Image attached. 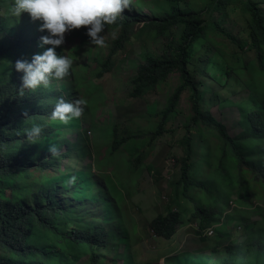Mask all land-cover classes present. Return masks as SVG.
Returning <instances> with one entry per match:
<instances>
[{
	"label": "trees",
	"instance_id": "trees-1",
	"mask_svg": "<svg viewBox=\"0 0 264 264\" xmlns=\"http://www.w3.org/2000/svg\"><path fill=\"white\" fill-rule=\"evenodd\" d=\"M10 2L0 0V264H118L102 252L105 247V252L110 251V244L117 243L115 236L119 232L105 227L110 220L117 222V219L107 215L103 225L96 224L97 217L87 211V204H81L89 198L88 191L97 187L102 197L106 198L104 190L107 188L110 196L118 201L112 193L114 187H119L117 180L105 174L109 170L103 161L99 175L92 167L84 165L89 156L86 149L89 140L85 135L74 143L68 140L69 134L82 129L78 118L66 124L50 119L54 105L51 101L42 102V97L49 99L53 77L44 90L21 88L23 73L17 72L13 65L17 60L31 62L28 57L17 56L25 55L32 46L17 42L26 40L23 25L27 23L10 15ZM134 6L140 12L147 7L151 15L143 19L125 17L106 25L98 35L108 29L119 34L106 58L102 55L105 47H97V50L93 47L85 26L75 32L81 35L82 31L84 36L81 44L74 48L73 56L76 58L77 50L87 49L88 56L103 68L101 73H92L90 77L103 79L113 72L115 60L126 49V44L136 39H144V42L149 39L154 43L163 38L168 44L162 58L144 52L143 64L137 67V78L130 83V97L140 99L171 74L179 73L182 85L168 100L163 114L166 120L176 115L175 108L184 90L189 88L193 92V117L185 127V137L179 142L183 150V157L178 161L180 174L172 184L165 213L158 215L149 229L171 246L178 228L196 224L194 235L200 236L204 244L197 253L174 256L171 250L178 249L175 243L168 253L158 258L166 257L164 264H264V0H209L206 8L199 10L191 9L188 0H138ZM215 13L221 15V23L211 21ZM228 18L240 25L238 36L222 29ZM137 26L143 28L136 34ZM10 35L18 36L14 45H10ZM36 45L39 49L44 46L40 45V39ZM202 63L208 79L221 86L216 105L231 104L224 99L241 91L242 96L246 95L232 104L240 112L242 132L237 137H231L209 110H202L200 90L194 82L195 72L198 73ZM87 66L77 71L74 66L70 84L77 99L87 101L82 105V113L90 123L99 100L90 99L91 90L87 94L85 90L89 86L95 90L100 88L85 76ZM64 88L71 95L67 84ZM55 100L57 103L59 98ZM33 123L40 124L42 129L38 142L29 143L24 129ZM135 128L133 125L125 130L120 126L107 129L104 136L107 160L111 157L113 161L109 160L115 163L119 155L123 157L127 144L134 141L140 145L149 138L140 128ZM97 130L94 125L92 131L97 134ZM163 134L160 127L152 134V141ZM99 143L96 142L98 150ZM49 144H55L57 151L67 146L68 152L53 156L48 151ZM134 154L132 160H127L136 169L131 171L133 175L144 165V155L138 151ZM65 157L69 159L68 165L62 163ZM54 160L57 162L52 164ZM31 164L36 166L31 167ZM89 170L95 171L93 186L88 185L91 181L84 183ZM147 170L158 184L160 172L154 166H148ZM137 174H141V170ZM80 186L84 188V197ZM250 196L261 204L252 207L248 203ZM90 203L95 201L90 200ZM231 204L235 209L227 212ZM106 205L113 212L110 203ZM239 208H252L256 220L241 223ZM238 226L247 237L239 247L232 249L233 233ZM211 228L213 236L203 237V232ZM249 238L254 239L249 241ZM99 240L102 243L98 247L94 243ZM142 241L143 238H139V242ZM132 253L140 252L135 249ZM212 258L214 262L210 263ZM124 264L144 263H137L128 256Z\"/></svg>",
	"mask_w": 264,
	"mask_h": 264
},
{
	"label": "rangeland",
	"instance_id": "rangeland-1",
	"mask_svg": "<svg viewBox=\"0 0 264 264\" xmlns=\"http://www.w3.org/2000/svg\"><path fill=\"white\" fill-rule=\"evenodd\" d=\"M136 1L138 0H135V2ZM143 1L152 2L154 0ZM188 3L191 9L199 10L205 9L209 4V0H188ZM150 15L151 11L146 9L140 13V18L143 19ZM147 20L148 19H146V21ZM211 21L221 23L222 17L219 13H215ZM142 28L143 26H137L136 34ZM222 29L234 36H238L241 31L240 25H238L235 20L229 18L226 19L222 25ZM75 30L76 29L67 31L64 35V42L62 43L65 52L69 56L74 55V48L80 45V42L83 40L82 37L84 36L82 31L80 32L81 35H78L75 33ZM101 35L104 36L105 39V49L102 50V55L106 58L111 51L112 43L117 39L119 34L117 31L112 30L111 32L104 31ZM11 38H13V36ZM167 44L168 41L163 38L156 39L154 43H151L149 39H147L146 42H144V39L133 40L132 44H126V49L119 53V56L115 60L113 72L103 79H92L90 77L92 73H101L103 68L97 60L93 61L92 57L88 56L86 52L87 49L85 51L77 50L78 52L75 53L76 59L73 60L76 71L81 69L84 65H88L87 69L84 71L85 76L88 77V79H92L94 86L96 85L100 88L99 90H95L93 87L89 86L85 90L86 94L91 90L89 98L96 99L97 101L99 100V102L96 108L93 107L95 110L91 116L92 121L88 124L86 122V125H84V129L88 131V136L92 141L88 150L89 152L92 151L94 154V157L93 155L91 156V153L86 157L84 165L91 166L92 169L96 171L97 175H99L100 172L98 169L99 166L101 167L103 161V165H106L109 170H106L105 174L113 175L117 180L118 188L121 190L123 196L126 197L127 201H129L130 205L127 203L126 207L129 208L131 206L133 211H137V216H139L138 228L140 232L139 235L136 234L137 236L135 237L137 239L134 240L138 245L140 253L138 255L132 253V256L135 262L144 264L145 262L149 264H161V259L163 257H158L168 253L170 249L174 247L175 243L178 245V249L171 250V252L174 251L172 253L174 256L178 253H197L202 249L204 244L200 236L194 235V231L197 229L196 224L194 226L190 225L187 228H178L177 238L174 240L175 242H172L171 246L167 243L159 242L152 234H146V229L150 227V224L158 215L165 213L166 208L170 204L169 199L172 184L178 180L180 174V164L178 161L183 157V150L179 146V142L185 137V127L193 117V92L187 88L180 96L179 103L175 108L176 115L166 120L163 119V114L168 107L169 98L172 97L182 85L179 73L171 74L165 82L158 85L155 90L150 91L140 99H133L130 97L132 93L130 83L137 78V67L143 64L142 56L144 52H152L157 57L162 58ZM93 47L97 50L95 45H93ZM72 58H74V56ZM202 68L203 63L200 65L198 73L195 72L194 79L195 84L200 90V102L203 105L202 110L204 112L209 110L210 114L226 127L231 137L239 136L242 132L239 125L240 112L232 104L240 102L246 95L242 96L243 92L241 91L230 98L224 99L231 104L216 105L217 96L222 91L221 86L212 83ZM64 99L69 102L73 101L71 95H69V99H67L66 96ZM94 125L98 127L97 134L91 132ZM133 125L137 129L140 128L144 134L149 135V138L146 140L144 139L140 145L134 141L127 144L122 152L123 157L119 155V159H117L115 163L110 161H113L111 157L109 158L110 160H107V156L105 155L108 146L105 147L104 144V136L108 131L107 129L112 126H120L125 130L127 127L132 128ZM160 127H162L164 134L157 141L153 142L152 134ZM78 136L79 134L75 136L69 134L67 138L71 143H74ZM96 142H100L98 145L100 146L99 150L96 147ZM66 149L67 146L64 147L63 151L59 152L58 155L65 153ZM135 151L144 155V165L142 166L143 168L141 167L142 169H139L136 174L133 175L131 171L136 169L131 167L127 160H132L135 157ZM103 157L105 158L103 159ZM121 158L125 160L123 161ZM55 162L57 161L54 160L52 164ZM64 162L65 165H68L69 159L65 158ZM30 166L35 167L36 165L31 164ZM148 166H154L156 170L160 172L161 181L158 184L155 183L153 176L149 174L147 170ZM140 170L141 174H137ZM95 171H93V174H95ZM39 174V172L36 173L37 176ZM153 174L155 176V173ZM89 180L94 181V177L90 176ZM248 201V203H251V206H258L261 204L259 201L253 199L252 196L249 197ZM102 202H104L103 199ZM148 203L150 205L152 204V206L149 207ZM234 207L235 205L233 204L227 212L234 211ZM119 209L120 214L122 213L123 216H121L123 220L122 226L127 227L129 230L128 232H130V228L132 225L133 227L135 226V222L131 219L129 211H127L124 206L120 205ZM239 209H241L238 211L239 217L242 219L241 223L245 224L246 222L244 221L246 220H248V222H254L256 220L257 217L253 216L251 213L252 208ZM124 212L127 215L124 214ZM152 219L153 221H151ZM113 225L117 227V224L114 223ZM132 232L133 230L131 233ZM233 235L234 246H231L232 249L239 247V245H241L240 243L247 237V234L243 233L241 226L235 228ZM131 236L133 237L132 234ZM139 238H143L144 242H139ZM252 239L249 238V241ZM129 246H135V243L129 242ZM213 262L214 258H212L210 263Z\"/></svg>",
	"mask_w": 264,
	"mask_h": 264
},
{
	"label": "clouds",
	"instance_id": "clouds-1",
	"mask_svg": "<svg viewBox=\"0 0 264 264\" xmlns=\"http://www.w3.org/2000/svg\"><path fill=\"white\" fill-rule=\"evenodd\" d=\"M134 2L135 0H11L9 5L8 11L10 15L27 23L23 25L26 40L23 41L19 39L17 42L32 46L28 53L17 56V58L28 57L31 59V62L17 60L13 65L17 72L23 73L21 77V88L36 90L38 87H41L40 90H44V88L49 86V78L53 77L54 79L51 80L52 88L49 91V99H43L42 97V102L51 101L54 105L50 113V119L58 120L66 124L73 118H78V122L81 124L82 129L71 134L73 136L79 134L76 140L80 139L82 135L88 138L89 144L86 145L87 153L89 155L91 153L93 157V152H89L88 150L92 141L88 136V131L84 129L86 118L84 113H82L84 111L82 105H86L87 101L84 98L77 99L76 95L71 90L70 83L73 79L72 75L74 69L73 60L76 58H72L65 52L62 46L64 35L67 31L72 29H76L75 31L81 30V26H85L86 34L90 38V43L98 48H102L105 44V39L104 36L98 34L101 33L106 25H112L117 19L121 20L125 17H140V13L147 9L146 7L140 12L134 6ZM4 11L5 9L2 10L1 14H3ZM104 31L111 32L110 29L103 30V33ZM12 36L13 35L9 36L11 41L10 45H14L18 38V36H13V38H11ZM38 39H40V45H44L40 49L39 46L36 45ZM65 84L68 85L70 90L71 99L73 100L71 102L65 101L64 99L65 96L69 99V95L64 88ZM23 94V91H21L20 95ZM55 97L59 98L57 103ZM91 121L92 120H90V122ZM41 129L42 126L36 123L24 129V135L27 137L29 143L38 142ZM48 151L51 152L53 156H57L63 149L57 151V146L55 144H49ZM66 152H68V147ZM65 158L67 159V157ZM64 159L62 160L63 164H65ZM94 175L95 174L89 170V176L84 179V183L88 184V181H91L88 185L93 186L95 180H89V177H94ZM69 183H71V180H69ZM97 189L89 190V198L85 199L81 204H87V211L97 217L94 222L96 224L103 225L107 215L117 219V222L110 220L108 224L105 225L107 230L113 228L119 232L118 235L115 236L117 243L110 244V251L105 252L107 249L105 247L102 249V252L104 255L109 256L110 260L116 261L118 264H124V260L127 259L128 256H132V251L135 249L138 250V245L129 246V242L134 243L131 236V228L130 232H128V228L122 226L123 220L120 215L119 202L110 196L107 188L104 190L106 198L102 197V194H100ZM80 193L82 197L85 196L82 186H80ZM102 199L104 202H102ZM90 200H94L95 203H90ZM107 202L110 203L113 212L109 210V207L106 205ZM114 223L117 224V227L113 225ZM209 230L212 232L210 236L207 235ZM148 234L154 235L159 242H163L156 236L157 234L154 231L149 230ZM202 236L212 237L213 229L211 228L204 231ZM101 243L102 241L99 240L94 244L99 247ZM165 259L166 257L161 259V264H164Z\"/></svg>",
	"mask_w": 264,
	"mask_h": 264
},
{
	"label": "crops",
	"instance_id": "crops-1",
	"mask_svg": "<svg viewBox=\"0 0 264 264\" xmlns=\"http://www.w3.org/2000/svg\"><path fill=\"white\" fill-rule=\"evenodd\" d=\"M105 168H107V167H105ZM112 193H114L115 194V197H116V199L118 200V202L120 203V205L121 206H124L126 209H127V211H129V215H131V219H133V221L135 222V226L133 227V225L131 226L132 228H131V231L133 230V232L131 233L133 236H137V235H139V232H140V229L138 228L139 227V216H137L138 215V213H137V211L136 210H134L133 211V209L131 208V206L129 207V208H127L126 207V205H127V203L129 204V201H127V199H126V197L125 196H123V194H122V192L120 191V189L119 188H117V187H114V192H112ZM149 201V200H148ZM130 205V204H129ZM148 206L150 207V206H152V204L150 205L149 203H148ZM155 206H156V204H155ZM153 212H154V210H153ZM127 215V214H126ZM155 218V217H154ZM153 218V219H154ZM153 219L151 220V221H153ZM138 221V224L136 225V222ZM135 230V231H134ZM150 229L148 228V229H146V234H148L147 232L149 231ZM136 232V233H135ZM137 234V235H136ZM142 234H144V233H142Z\"/></svg>",
	"mask_w": 264,
	"mask_h": 264
},
{
	"label": "built area",
	"instance_id": "built-area-1",
	"mask_svg": "<svg viewBox=\"0 0 264 264\" xmlns=\"http://www.w3.org/2000/svg\"><path fill=\"white\" fill-rule=\"evenodd\" d=\"M212 234L211 230L207 232V235L210 236Z\"/></svg>",
	"mask_w": 264,
	"mask_h": 264
},
{
	"label": "bare ground",
	"instance_id": "bare-ground-1",
	"mask_svg": "<svg viewBox=\"0 0 264 264\" xmlns=\"http://www.w3.org/2000/svg\"><path fill=\"white\" fill-rule=\"evenodd\" d=\"M32 167V166H31ZM32 170V169H31ZM32 172V171H31Z\"/></svg>",
	"mask_w": 264,
	"mask_h": 264
}]
</instances>
